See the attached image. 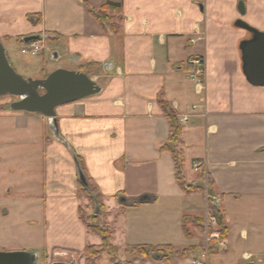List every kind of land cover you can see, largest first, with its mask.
<instances>
[{"label": "crops", "instance_id": "0c3cea01", "mask_svg": "<svg viewBox=\"0 0 264 264\" xmlns=\"http://www.w3.org/2000/svg\"><path fill=\"white\" fill-rule=\"evenodd\" d=\"M110 3L121 7L117 31L91 14ZM240 22L264 34V0H0L6 50L41 36L40 55L51 42L54 61L69 66L58 69L85 73L102 87L56 109L58 136L46 117L12 111L0 97V163L19 180L8 190L20 196L19 208L0 212V226L22 218L0 233V252H33L39 264L74 253L86 264V247L102 240L80 219L87 202L79 198L80 169L104 198L114 246H174L185 236L186 215L207 220V197L182 191L174 159L162 150L170 139L162 100L183 128L186 180L202 183L193 169L200 163L206 193L222 209L233 199L264 203V87L244 74L241 46L254 33ZM197 57L206 69L202 84L187 67ZM188 167L196 178H187ZM144 195L151 201L136 204ZM22 200L32 211L20 208ZM19 225L31 235L19 236ZM252 257L245 253L241 264Z\"/></svg>", "mask_w": 264, "mask_h": 264}, {"label": "rangeland", "instance_id": "374dc122", "mask_svg": "<svg viewBox=\"0 0 264 264\" xmlns=\"http://www.w3.org/2000/svg\"><path fill=\"white\" fill-rule=\"evenodd\" d=\"M50 43L51 42L47 41L46 51H44L43 55L35 57L22 55L19 49V45L21 44H18L15 41L6 43L5 46L7 47V53L10 62L18 74L26 79H44L57 70V66L59 65L65 68L69 67L65 62L54 61L51 56V49L53 46H51ZM4 99L8 101L7 105H10L11 103L18 100L16 97L12 96H4ZM197 173H195L193 170L190 171V167H188L187 178L189 180L192 179L191 177L193 176L196 178ZM8 175L9 173L6 168V164L0 163L1 213H3L5 210H14V208H19V206L15 207V201L18 199V197L20 198V196L17 195L18 191L16 192V190H8L11 189V187H13V185L19 180H13V178L9 177ZM29 204L30 202L27 203L26 200H22L20 208H26V211L28 212L32 211L30 210L31 207H28ZM86 204H88V209L84 210L86 216L96 214L99 217L101 216L99 215V209L97 210L92 202L87 200ZM86 204L84 203V205ZM221 205L222 202L220 203V206ZM223 209L228 212L229 216L228 225L230 237L229 242L226 241L225 243L226 246L224 248L220 246L219 251L201 248L200 250L190 253L187 257L173 255L170 260L171 264H241V262H243L242 257L245 253L252 254L253 257L250 262H254L255 264H264V203L257 200L248 199H245L242 202H235L233 199L229 200ZM106 211L108 212V210ZM12 216L13 213L11 217ZM17 219L22 220V218H18L16 215H14L10 220L9 226L11 222H17ZM105 220L108 222V216H105ZM206 223L207 221L205 220V226L207 227ZM97 224H99V226L104 225V220L99 219ZM9 226H0V233H3L4 236H7L4 228H9ZM21 226L23 225H19L18 228ZM23 228L24 232L19 233V236L28 237L31 235V232H29L25 227H21L20 231H22ZM192 228L195 238L189 239L184 236V238L176 240V243H173V247L176 250L187 249L197 243L203 246H208L207 240L211 238L210 235H208L207 232H202L198 228ZM215 228L218 227L215 226ZM244 232H246V236L243 234ZM21 237L17 238L20 239ZM9 238L10 240L13 239V237ZM97 240L98 243H101L99 238ZM115 245L117 246L116 259L118 264H166L161 260L160 257H158L156 260L151 258L149 260H144L142 257H136L135 254L131 252V249L126 248V245L122 241L117 240ZM109 251L113 253L111 250ZM108 253L109 252H105L103 254V260L98 264H111V257L108 255ZM53 258L56 260V262H71L76 260L77 263L79 262V264L81 259L79 255L74 253L71 254L62 252L55 253ZM40 261L37 262V264H39Z\"/></svg>", "mask_w": 264, "mask_h": 264}, {"label": "water", "instance_id": "95a60500", "mask_svg": "<svg viewBox=\"0 0 264 264\" xmlns=\"http://www.w3.org/2000/svg\"><path fill=\"white\" fill-rule=\"evenodd\" d=\"M244 10V2L240 3ZM239 26L254 33L251 41L242 43L241 50L244 62V74L248 82L255 87H264V34H261L246 24ZM41 36H31L23 39L25 44L39 41ZM102 87L87 74L82 72L57 69L44 79L24 78L14 69L9 61L7 50L0 41V97L12 96L18 101L10 105L12 111L40 114L46 117L52 128L56 124V109L59 106L73 103L90 96L100 94ZM79 179L83 186L88 187V181L83 171L79 170ZM141 203L151 201L149 195L139 198ZM127 205V199L121 200ZM38 255L33 252H0V264H37ZM52 264H78L72 262H54ZM255 264V263H254Z\"/></svg>", "mask_w": 264, "mask_h": 264}, {"label": "trees", "instance_id": "16d2710c", "mask_svg": "<svg viewBox=\"0 0 264 264\" xmlns=\"http://www.w3.org/2000/svg\"><path fill=\"white\" fill-rule=\"evenodd\" d=\"M120 8L121 7L119 5L110 3L100 9L91 10V14L105 30L117 31L123 20L121 16L117 18V14L120 13ZM116 20L118 21V23L115 22ZM21 42L22 41H20V43ZM160 103L164 110V113L166 114L170 122V139L168 143L163 146L162 150L169 152L174 159L176 181L179 187L182 189V191L187 195L201 194L207 197L206 189L202 180L205 176V171L202 169V166L200 167V170L198 172L199 179L201 180L202 183L196 185L189 183L186 180L185 177L186 163H185L184 152L182 149V146H184L182 125L179 119L177 118L175 111L170 106V104L163 100ZM87 181L89 184L88 187L83 186L82 184L80 186L81 191L79 198L82 200H89L90 202H92L95 208L97 210L99 209L98 210L100 212L99 215L101 216L99 217L97 214L86 216L84 210L88 209V204L84 205V203L79 208V215L81 221L86 226L88 232L90 234L99 236L102 240V243L99 246L89 245L86 247L84 251L85 262L86 264H98L102 262L103 254L105 252H109L108 255L111 257V264H118L116 259L117 247L114 246L113 244V237L115 236L116 231L105 220V216L106 217L109 216V213L106 211L107 208L104 202V198L98 192V189L95 186H93L91 181L90 180ZM208 193L210 196V199L208 200L209 214L217 221V227H218L217 230L221 234L222 241H227L230 233L229 225H228V217L226 216L224 210L221 207L215 205L212 199V197L215 195L211 192V190L208 191ZM136 204H141V202L138 200ZM125 208L126 206H123L122 209L124 210ZM99 219L104 220V225L99 226V224H97ZM182 227H183L184 235L189 239H192L195 236L192 231L193 229L192 227L198 228L202 232H206L205 219L201 217L186 215L183 219ZM212 232L213 231L211 230V233ZM128 248L131 249V252L134 253L136 257H142L144 260L145 259L149 260L150 258L156 260L158 257H160L161 260L164 261L166 264H171L170 260L173 255H177L180 257H187L190 253H193L196 250H200L201 248L206 249L207 246L195 244L190 248L183 250H176L173 246H159V247L133 246ZM208 249L219 251V248L217 247V243L214 241L210 243ZM109 250H111L113 253H111Z\"/></svg>", "mask_w": 264, "mask_h": 264}, {"label": "built area", "instance_id": "2783aa9c", "mask_svg": "<svg viewBox=\"0 0 264 264\" xmlns=\"http://www.w3.org/2000/svg\"><path fill=\"white\" fill-rule=\"evenodd\" d=\"M43 50L44 48L41 42H31L29 44H22V46L20 47V52L24 56H32V57L39 56ZM187 67L190 70V77L192 78V80L197 82V84H202L205 79V75H206L204 60L199 57L191 58L187 62ZM200 167H201L200 163H195L193 166V169L195 172H199ZM208 199H210L209 195H208ZM212 199L216 206H220L221 201L218 197L213 196ZM206 221H207L206 232L211 237L210 239L207 240V245L209 246L210 243L214 241L217 243L218 248H220V246L224 248L226 246L225 244L226 241H222L221 234L219 233L217 228H215V226L217 227L216 219H214L209 214V217L207 218ZM211 229L213 231L212 233H211ZM208 246H207V249H208Z\"/></svg>", "mask_w": 264, "mask_h": 264}, {"label": "flooded vegetation", "instance_id": "af4514ba", "mask_svg": "<svg viewBox=\"0 0 264 264\" xmlns=\"http://www.w3.org/2000/svg\"><path fill=\"white\" fill-rule=\"evenodd\" d=\"M18 101V100H17ZM65 262V261H63ZM72 262V261H71ZM243 264H254V262H246V263H243Z\"/></svg>", "mask_w": 264, "mask_h": 264}]
</instances>
